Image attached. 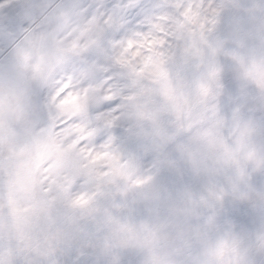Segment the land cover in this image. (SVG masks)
I'll use <instances>...</instances> for the list:
<instances>
[{
	"label": "clouds",
	"instance_id": "1",
	"mask_svg": "<svg viewBox=\"0 0 264 264\" xmlns=\"http://www.w3.org/2000/svg\"><path fill=\"white\" fill-rule=\"evenodd\" d=\"M0 264H264V0H0Z\"/></svg>",
	"mask_w": 264,
	"mask_h": 264
}]
</instances>
